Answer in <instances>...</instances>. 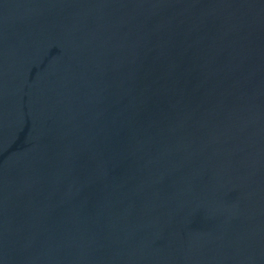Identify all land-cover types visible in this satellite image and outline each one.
Instances as JSON below:
<instances>
[{
    "label": "water",
    "instance_id": "obj_1",
    "mask_svg": "<svg viewBox=\"0 0 264 264\" xmlns=\"http://www.w3.org/2000/svg\"><path fill=\"white\" fill-rule=\"evenodd\" d=\"M0 264H264V0H0Z\"/></svg>",
    "mask_w": 264,
    "mask_h": 264
}]
</instances>
